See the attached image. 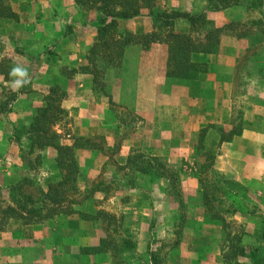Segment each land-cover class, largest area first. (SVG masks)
Instances as JSON below:
<instances>
[{
    "label": "crops",
    "instance_id": "0c3cea01",
    "mask_svg": "<svg viewBox=\"0 0 264 264\" xmlns=\"http://www.w3.org/2000/svg\"><path fill=\"white\" fill-rule=\"evenodd\" d=\"M6 1L16 18L0 16V58L3 57L4 52L8 53L10 60L18 62L16 66L23 69L26 76L10 75V78H5L4 68L0 67V85H6L14 92L11 111L8 113L9 121H4V115L0 117V120H3L0 122L1 166L9 162H6V159H9L4 155L13 153L15 147L12 140L13 128L21 127L27 122L34 109L42 105V97L51 86H57L66 93L60 101V106L70 118L68 124L70 134L66 135L67 137L60 135L59 123L54 125L56 130L53 129L54 126L52 127L55 132L58 131L56 133L59 134L61 143L70 145L74 138L87 139L92 135H99L106 145H112L114 137L120 133L119 129L122 127L118 125V119L110 106L118 104L125 106L128 111L143 121L142 126L121 139L114 156L120 165L126 164V158L132 149L148 152L154 157L168 155V153L182 154L180 145L183 143V137L193 135L197 129L207 123H214V127L222 129L226 127L233 96L232 78L236 46L248 45L253 38H256V44L262 42L258 33L256 35L252 33L246 38L221 36L215 53L198 54L196 57L198 61L207 62L209 65V70L204 75V95L197 96L194 92L190 96L184 91L183 96L174 94L168 97L164 93L166 83L172 84L173 81L186 80L165 76L166 46L157 42L150 43L146 48L140 44L126 45L123 48L119 66L104 70L103 94L99 96L100 98L94 99L90 98L93 92L92 76L79 70L80 66L86 64V51L95 34V23L92 19L94 14L78 8L73 0ZM164 3L167 9L174 8L197 13L204 11L205 0H165ZM250 9L249 3L243 1L240 5L218 11L205 10L204 13L214 26L221 27L230 21H242ZM262 9H264L263 5ZM118 27L133 33H145L151 30V20L146 12H142L141 15L119 20ZM13 68L15 67H10V72ZM72 69L74 72L70 73ZM16 80H22L23 83L26 81V87L21 90L22 84L15 86ZM210 81L211 85L208 86ZM207 91L210 92L209 95ZM259 91L257 90V97L248 101L256 107L255 111H245L243 114L244 120L252 122L250 128L244 125L230 141L221 142L219 145V134L215 133L211 126L206 129L205 137L209 149L219 146L224 151V144L227 145L226 147L234 144L239 146L238 144L243 143L242 141L248 137L256 141V152L260 160L257 158L256 165L249 167V170L256 168V176H249V179L242 177L244 179L241 183L246 187L248 197L257 204L259 213L263 214L264 161L261 160V153L264 151V96H261ZM236 96L234 100L242 99L238 101L244 102L243 97ZM198 104L202 105L199 111ZM167 105L174 107V110L170 111L173 117H170L168 112L166 114ZM179 108H182V111ZM179 112H182V115ZM253 121H256V124ZM186 130L188 132H184ZM71 135L74 137L69 139ZM22 139L21 147L25 151L27 140ZM170 139H175L176 143L170 144ZM73 152L80 169L84 165L88 168H97L105 160L100 150L87 145L77 146ZM91 153L95 156L89 157ZM31 155L33 157L36 154L34 152L27 156ZM8 157L11 158L9 155ZM14 157L11 158L13 162L20 164L19 157H16V154ZM54 157L55 150L52 147H46L40 151L39 169L45 170L44 185L40 183L42 188L54 174ZM24 167L27 168V165ZM239 169L240 166L237 173L245 176L243 171H247V168ZM2 171L5 173V170L0 168V173ZM138 174L144 173L138 172ZM3 183L5 182L0 180V184ZM189 184V199L200 201L201 190L197 179L193 177ZM99 198H101L99 193L93 194L83 200L81 207L75 208L76 211L69 214H58L39 223H19L21 233L13 237L11 246L23 250L28 244L45 243L51 251V256L47 255L50 259L40 264H80V257L91 256L82 253L80 248L95 246L102 237L101 229L94 218L97 210L95 200ZM189 210L192 214L189 216L188 225L182 230V237L177 247L178 251L185 254H183L184 259H181L186 264H222L221 229L210 220L203 221L204 209L200 203L192 202ZM78 212L92 215V219L89 221L80 219L77 216ZM233 217L244 227L242 236L246 234L251 236L250 241L243 240L245 255L237 257L236 262L254 264L255 261L252 259L254 257L250 256L253 253L248 254L247 250L249 248L258 250V247L260 248L263 244L261 242L256 244V227L238 213H235ZM188 230L189 238L186 240ZM253 233L255 235L252 236ZM191 235L193 238L189 242ZM97 254L100 253H94V255ZM261 262H264V256Z\"/></svg>",
    "mask_w": 264,
    "mask_h": 264
},
{
    "label": "rangeland",
    "instance_id": "374dc122",
    "mask_svg": "<svg viewBox=\"0 0 264 264\" xmlns=\"http://www.w3.org/2000/svg\"><path fill=\"white\" fill-rule=\"evenodd\" d=\"M243 1L254 4L255 8L247 11L242 21H230L221 26L222 30L219 34L218 44L221 36H226V38L229 36L246 38L252 33L254 35L258 33L262 42L256 44V38H253L248 45L241 44L236 46L237 53L234 63V76L232 78L233 96L226 127L222 129L221 127H214V123H207V125L197 129L193 135L182 138L183 143L180 145L183 150L182 154L168 153V155L156 157V162H153L154 167L157 166L156 163H163V165L166 164L174 169L177 175L176 182L178 183L176 187L168 188L165 179L154 176L151 170L140 175L138 171L134 170L132 162L120 165L114 157L121 139L143 124L142 119L133 115L123 105L114 104L110 106V109L115 112L118 119V125L122 127L119 129L120 133L114 137L112 145H106L104 139L99 135L75 140V145H87L90 148L100 150L105 157V160L97 168H88L85 165L81 169L78 167L76 186L82 192L79 198L84 195L88 198L95 193H99L101 196V198L95 200V208L97 210L94 218L101 229V238H105L106 242L104 252L97 255L90 254L91 256L83 255L79 259L80 264H149L148 253L150 251H157L159 256L162 257L163 264H186L183 261L184 253L177 249L182 237V230L188 225L189 216L192 214L189 210L192 202L200 203L204 209L202 198L200 201H191L189 199V181L193 177L196 179L201 178L205 183V192L211 197L210 204L213 208L211 212L220 216L224 224L222 225L220 220L212 221L205 212L203 221L208 222L210 220L214 222L215 225L219 226L221 232L225 230L229 232L230 236L238 225L242 227L244 234L242 223L235 220L233 215L238 213L245 217L246 220L256 227V230L254 228L256 231V244L258 242L263 243L260 248L258 247L256 256L252 258L255 262L256 260L261 261L264 256V238L260 235V228L264 223V213H259L257 204L248 197L247 189L241 183L242 179H244L242 177L249 179V176H256V168L249 170L250 166L256 165V159L259 158V154L256 152V141L252 137H248L242 141L243 143H239V146L234 144L226 147L227 145L224 144V151L219 146H216L217 148L215 149H209L206 145L208 141L205 135L202 142L199 141L198 136L200 129L203 128L204 133H206L208 126H211L215 133H221L225 138L228 137V140L223 142L230 141L234 136L232 133H239L244 125H247L248 128L252 126V122L243 119L245 111L254 112L256 109L248 101L257 97V90H260L261 96H264V18L260 14L264 12V9H262L264 0ZM256 2L260 3V11L256 9ZM157 6L162 9L166 5L163 1H158ZM190 11L192 10L190 9ZM95 18L94 15L92 18L94 23ZM181 27V24L177 25L176 29ZM192 36L194 38L197 37L195 33H192ZM9 56L8 53L5 54L4 52L3 57L0 58V67L4 68L3 76L5 78H10V67H18L16 66L18 62L15 63L14 60H10ZM96 61L98 62L97 59ZM101 66L99 70H102L103 77L104 70L109 66L107 67L103 64ZM6 68L8 69L6 70ZM203 82L204 78L195 87V90L193 88L197 96L204 95ZM207 85H211V81ZM24 87H26V81L22 83L21 90ZM184 91H186V95L190 94L192 96L193 91L188 87V83L182 80L180 82L173 81L172 84L166 83L164 93L166 97L174 94L183 96ZM102 94L93 90L90 98L97 99ZM209 94L210 92L207 91V95ZM236 95L243 97L244 102L238 101L242 99L234 100V98L238 97ZM13 98L14 92L7 88L6 85H0V117L4 115V121H9L8 113L11 111ZM201 107L202 105L198 104L197 110L199 111ZM172 110H174L173 106H166V114L167 112L170 113V117H173V113L170 112ZM179 110L182 111V108H179ZM179 113L182 115V112ZM250 117L252 118V116ZM0 122H3V120H0ZM253 122L256 124V121ZM69 123L70 118L64 113L58 124V131L63 137H67L66 135L70 134ZM53 129L56 130V126ZM184 132H188V130ZM71 137L74 136L71 135L69 139ZM169 142L172 145L173 142L176 143L175 139H170ZM21 151L23 150L19 149L16 144L13 148V153L4 155V157L9 159H6V162H9L3 166L0 165V168L5 170V173L3 171L0 173V176H2L0 177L1 182L9 180L15 182L19 178L20 180L28 178L32 183L38 184L40 187L41 183L43 186L45 170L39 169V158L32 157V155L28 157L23 155L24 153H21ZM132 152L142 153L145 157L151 156L150 153L139 149H132L131 154ZM208 152L209 157H207ZM15 154L16 157L22 155L23 159L19 158L20 164L14 163L11 159ZM94 156L95 154L93 155V153L89 154V157ZM261 160L264 161V151L261 153ZM145 162L146 160L144 159L140 163L145 164ZM25 165H27V168L24 167ZM239 166V170L242 167L247 168V171H243L245 176L237 173ZM26 191H32L31 193L34 194L29 186L26 187ZM83 200L78 204H74V208L81 207ZM77 216L87 221L92 219V215L82 212H78ZM6 223L8 225L4 226L0 233V264H40V262L50 259L51 251L48 250L45 243L40 245L28 244L23 250L11 246L13 237L21 233L19 227L21 222L12 219ZM242 235L241 244L243 240H251V236ZM253 235L255 234L253 233ZM188 238L189 230L185 239L188 240ZM192 238L193 236L191 235L189 242H191ZM47 255H50L49 258H47ZM233 261L228 264H233ZM259 264L264 263L259 262Z\"/></svg>",
    "mask_w": 264,
    "mask_h": 264
},
{
    "label": "trees",
    "instance_id": "16d2710c",
    "mask_svg": "<svg viewBox=\"0 0 264 264\" xmlns=\"http://www.w3.org/2000/svg\"><path fill=\"white\" fill-rule=\"evenodd\" d=\"M158 1L165 0H73L78 8L95 15V34L91 45L86 51V64L80 66L79 70L92 76V90L103 93V81L101 65L117 67L120 63L123 48L129 44H140L146 48L150 43H164L166 46L165 76L184 79L189 84L191 91L195 90L209 70L207 62L198 61V54L215 53L218 47V38L222 27H217L205 17L204 11H218L227 7L240 5L242 0H205L204 11L190 13L185 10L174 8H162L157 6ZM256 9L260 11V3L256 2ZM249 7L255 8L249 3ZM142 12L150 17L151 30L145 33H133L118 27L119 20L129 19ZM264 18V12H261ZM0 16L16 18L10 10L6 0H0ZM182 25L176 29L177 25ZM196 34V38L192 36ZM98 60V62L96 61ZM74 72V69L70 73ZM194 88V90H193ZM66 96L65 91L57 86L48 88L47 93L42 97V105L36 107L27 122L21 127H14L12 131L13 143L22 149V138L27 140L23 155L35 152V157H40V151L46 147L55 150L54 174L50 181L42 188L32 183L28 178H20L17 181L0 184V231L9 219L19 220L22 224L39 223L45 219L52 218L58 214H69L75 212L74 204H78L86 195L79 198L82 193L76 186L78 165L74 157V138L70 145L60 142V136L52 127L59 123L63 117L64 110L60 101ZM238 133H232L236 135ZM203 128L199 130V141L204 139ZM221 133L218 138V145L227 141ZM20 153V154H21ZM209 152L207 157H209ZM21 160L22 155L19 157ZM146 160L141 164V160ZM140 160V161H139ZM139 161V162H138ZM132 162L134 170L146 173L152 171L154 176L166 180L168 188L176 187L178 184L177 175L174 169L166 164L156 163V157L147 156L139 152H132L126 158V164ZM200 190L202 205L207 217L213 220L223 219L213 210L211 197L205 192V183L201 178L197 179ZM33 185V186H31ZM30 187L34 194L26 191ZM178 191V190H177ZM98 213V212H97ZM243 230L237 226L233 234L222 231L220 252L222 264H238L236 258L244 256V246L241 244ZM260 235L264 238V223L260 228ZM158 241V240H157ZM226 241V242H225ZM227 243V244H225ZM106 249L105 238H99L95 246H84L80 251L84 254L104 252ZM251 257L256 256L257 248H249ZM149 264H163L162 257L158 252L148 253ZM264 263L261 261L254 264Z\"/></svg>",
    "mask_w": 264,
    "mask_h": 264
},
{
    "label": "clouds",
    "instance_id": "9594fccd",
    "mask_svg": "<svg viewBox=\"0 0 264 264\" xmlns=\"http://www.w3.org/2000/svg\"><path fill=\"white\" fill-rule=\"evenodd\" d=\"M11 75H13V76H19V77H24V76H26V73L20 67H15V68L12 69ZM22 83H23L22 80H16L15 81V86H20Z\"/></svg>",
    "mask_w": 264,
    "mask_h": 264
}]
</instances>
